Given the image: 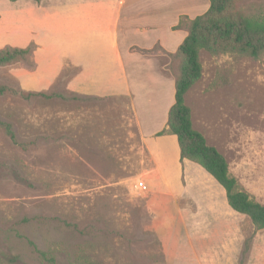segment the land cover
Listing matches in <instances>:
<instances>
[{
  "label": "rangeland",
  "instance_id": "1",
  "mask_svg": "<svg viewBox=\"0 0 264 264\" xmlns=\"http://www.w3.org/2000/svg\"><path fill=\"white\" fill-rule=\"evenodd\" d=\"M206 1L194 17L207 12ZM238 8L264 14V0H240ZM200 58L202 79L186 95L194 128L264 204V57L202 51ZM160 62L173 76L171 57ZM64 83L62 78L52 91L25 99L11 68H0V86L9 89L0 94V264H49L37 250L57 264H164L147 204L150 159L131 100L70 94ZM140 87L147 92H138V115L143 122L155 116L157 126L163 116L147 107L159 93ZM167 95L175 101L174 86L163 92L161 105ZM1 124L10 126L16 143ZM140 181L147 192L136 188ZM236 219L243 225L244 253L255 244L264 251V230L245 216Z\"/></svg>",
  "mask_w": 264,
  "mask_h": 264
},
{
  "label": "crops",
  "instance_id": "2",
  "mask_svg": "<svg viewBox=\"0 0 264 264\" xmlns=\"http://www.w3.org/2000/svg\"><path fill=\"white\" fill-rule=\"evenodd\" d=\"M205 2L0 0V50L35 46L32 67H11L23 91L48 93L63 78L70 94L131 100L150 159L147 204L154 214L164 264H264V251L258 252L256 244L244 253L247 244L236 219L239 214L229 207L218 183L202 175L199 165L181 159L177 136H158L166 129L175 102L167 95V103L161 105L163 92L171 93L175 78L162 70L160 59L177 52V41L188 33L176 27L182 17H198L194 14ZM146 85L159 93L155 105L147 108L167 115L157 126L155 116L146 123L138 115L136 99L138 92L141 96L147 92L140 87ZM201 185L207 188L197 191Z\"/></svg>",
  "mask_w": 264,
  "mask_h": 264
},
{
  "label": "trees",
  "instance_id": "3",
  "mask_svg": "<svg viewBox=\"0 0 264 264\" xmlns=\"http://www.w3.org/2000/svg\"><path fill=\"white\" fill-rule=\"evenodd\" d=\"M32 1L40 3L42 0ZM239 2L240 0H210V7L203 15L193 20L187 17L180 20L176 29L185 30L188 35L175 54H168L177 65L173 74L175 102L168 113L167 127L158 136H177L181 159L189 160L204 169L225 190L229 207L235 213L247 217L257 230H264V204L254 200L243 189L237 178L231 175L226 158L194 128L192 111L186 103V95L203 76L200 58L202 51L215 57L228 54L252 59L264 57V14L240 10ZM34 50V45L25 49L8 46L0 50V68H11L18 64L32 67ZM8 91V88L0 86V94ZM23 93L21 95L25 99L45 94ZM1 125L16 143L10 126ZM29 244L35 248L32 242ZM37 252L49 264H57L47 253Z\"/></svg>",
  "mask_w": 264,
  "mask_h": 264
},
{
  "label": "built area",
  "instance_id": "4",
  "mask_svg": "<svg viewBox=\"0 0 264 264\" xmlns=\"http://www.w3.org/2000/svg\"><path fill=\"white\" fill-rule=\"evenodd\" d=\"M136 188L141 191V192H147L148 191V186L145 182L140 181L136 184Z\"/></svg>",
  "mask_w": 264,
  "mask_h": 264
}]
</instances>
